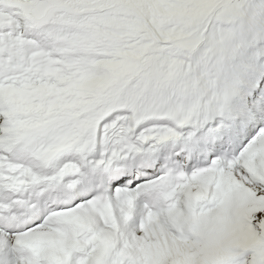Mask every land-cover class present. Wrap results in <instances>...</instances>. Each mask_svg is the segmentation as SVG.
Returning a JSON list of instances; mask_svg holds the SVG:
<instances>
[{
	"label": "snow or ice",
	"instance_id": "snow-or-ice-1",
	"mask_svg": "<svg viewBox=\"0 0 264 264\" xmlns=\"http://www.w3.org/2000/svg\"><path fill=\"white\" fill-rule=\"evenodd\" d=\"M0 264H264V0H0Z\"/></svg>",
	"mask_w": 264,
	"mask_h": 264
}]
</instances>
